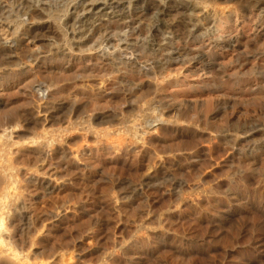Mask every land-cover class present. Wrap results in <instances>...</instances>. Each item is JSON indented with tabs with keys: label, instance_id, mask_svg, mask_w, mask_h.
I'll return each mask as SVG.
<instances>
[{
	"label": "bare ground",
	"instance_id": "bare-ground-1",
	"mask_svg": "<svg viewBox=\"0 0 264 264\" xmlns=\"http://www.w3.org/2000/svg\"><path fill=\"white\" fill-rule=\"evenodd\" d=\"M138 6L141 10L136 13L134 10ZM171 13L176 21L165 24L163 34L158 30L162 35L148 28L146 21L151 25L165 23ZM242 18L245 34L247 29L254 31L243 39L230 33ZM153 19L154 22H150ZM223 31L225 33L220 36ZM50 35L54 42L43 49L45 44L39 43ZM165 35L172 36L171 41L179 39L181 48L159 46V41L170 40ZM206 35L207 39L201 41L199 49L192 47ZM23 36L27 37L25 43L21 41ZM169 44L173 46V42ZM14 52L17 54L12 58ZM234 52L237 53L235 57L232 56ZM263 59L264 0H0V90L8 84L20 86L24 90L21 97L25 98L21 106L19 103V106L16 104L18 107L14 105L17 108H10V101L0 100V264H66L68 260H74L70 246L52 247L42 254L37 250L46 223L61 218L66 210L63 208L72 200L56 208V215L39 217L31 216V212L39 193L46 197L56 189L54 183L59 186L65 182L61 174H50L49 170L55 167L59 171L68 162L83 161L87 152L92 151V145L101 150L106 144L116 152L124 147L141 146V150L152 155L153 144L149 145L148 136L163 130L156 124L164 123L169 127L182 126L191 135V141L194 138L204 141L203 133L210 137L209 144L219 140L226 150L235 151L234 160L239 169H243L244 160L251 156L258 164L255 154L264 152ZM251 61L258 63L248 67ZM194 65L201 66L204 75H210L209 81H203L201 89L222 97L248 96L243 103L245 112L242 117L252 108L255 119L244 122L224 118L222 114L228 107L216 106L206 99L195 107L189 103L178 106L158 101V106L151 105L145 110L153 113L150 118L141 121L143 108L135 101L137 93L142 91L147 97L157 96L161 87L170 84L180 74L177 70L181 69L168 70L170 67L184 69ZM209 65L218 68L208 69ZM96 72L102 74L98 76L101 79L115 73L147 78L148 85L141 88L121 83L113 88L116 95L126 97L131 112L140 111L124 118L122 105L120 109L117 107L121 113L115 107L102 112L106 105L103 106L100 99L104 98L102 94L105 92L100 90L94 95L95 91H86L84 86L76 90L70 101H65L67 89L61 87L62 81L92 79L91 75ZM43 73H48L46 79L50 77L47 81H51L47 85L44 82L47 86L44 89L49 92L53 88V92L46 98L40 92L42 96L35 107L27 91L36 85L34 80L36 83L37 78L45 77ZM40 80L45 81L44 78ZM70 93L67 95L71 98ZM233 109L235 112L236 106ZM167 113L176 116L180 113V117L167 118ZM192 128L198 133L195 137L190 134ZM75 135L81 140L74 142ZM244 136L248 140L243 146L240 139ZM103 138L108 141L104 142ZM209 149L210 159L215 158L212 154L214 148ZM155 162L149 167L154 172L158 166ZM206 165L203 164L202 168ZM194 171L192 176L199 177ZM236 172L231 175H237ZM159 177L157 174L146 175L141 186L155 188L168 183L175 191L182 186L180 180L170 175ZM125 189V198L131 200L138 193L130 186ZM210 189L195 194H217Z\"/></svg>",
	"mask_w": 264,
	"mask_h": 264
},
{
	"label": "rangeland",
	"instance_id": "rangeland-1",
	"mask_svg": "<svg viewBox=\"0 0 264 264\" xmlns=\"http://www.w3.org/2000/svg\"><path fill=\"white\" fill-rule=\"evenodd\" d=\"M140 10V6H138L134 12L139 13ZM165 20V23L151 25L149 21H146V24L153 32L160 30L163 34L164 25L174 24L176 21L172 17V13ZM150 22H154V19ZM236 25L237 28L235 26L230 30V33L235 37L243 39L246 36H251L254 32L247 29V34H245L243 18ZM30 27L33 28V25ZM160 32L158 31V34H161ZM224 33L225 31L220 36ZM212 34L211 30L210 35ZM216 34L217 32H215ZM49 37H45L43 42L39 43L42 46L46 45L43 46V49L47 47V44L50 46L54 42L53 36ZM165 37L170 40L159 41V46L181 48L182 44L179 39L171 41L172 36L165 35ZM21 38V41L25 43L27 37ZM206 39L207 35L194 42L192 47L199 49L201 41H206ZM170 42H173V46L169 44ZM208 44L207 42L206 45ZM14 49L15 46H13ZM14 53L15 55H13ZM14 53L12 58L16 57L17 53ZM236 54L234 52L232 56L235 57ZM219 63H222V60ZM257 63V61H251L248 63V67ZM210 68L216 69L218 66L209 65L208 69ZM171 69H181L177 70L180 74L170 84L161 87L160 94L147 97L142 94V91H139L138 97L133 98L143 108V112L140 113L141 121L153 114L145 110H148L151 105L156 107L158 101L178 106L189 103L195 107L206 99L213 101L216 106L228 107L222 114L224 118L228 117L229 119L230 117L235 121L244 122L255 119L252 108L249 109L247 115L242 117L245 112L243 103L249 98L248 96L222 97L217 93L209 92L210 90L201 89L203 81H209L210 78L209 74L204 75L205 71L201 66L194 65L184 68L185 70L183 67L172 66L168 70ZM99 71L97 72L99 73ZM97 72L95 75H91L92 79L62 81L61 87L67 89L66 96L64 95L66 100L63 97L64 100L70 101L76 90L83 89L84 86L86 91H95L91 92L94 95L100 90L105 92L102 97L104 96L106 100L100 99L102 105H106L103 107L105 111L102 110V112L106 113L114 107L120 109L122 105L121 111L123 110L124 118L140 111L131 112L126 103V97L116 95L113 88L120 83L132 84L136 88H141V86L148 85L147 78L143 75L115 73L112 76H107L108 78H104V80L98 77L102 74L99 75ZM43 74L45 81L40 82V78L42 80L43 78H37L36 81L40 83L37 84L34 80L36 85L33 84L34 86H31L27 91L35 107L42 96L41 93L46 98L53 92V88L48 90L49 92L45 90L46 85L51 81H47L50 77L46 79L49 76L48 73ZM101 82L103 84H100ZM86 83L88 84L85 85ZM6 86L0 90V95L3 93L4 97L0 96L3 98L0 100L7 103L10 101L12 106H9L10 108H17L20 103L23 104L25 101V98L21 97L23 88L20 89V86L18 88L10 84ZM71 91L72 93H70ZM225 91V93H229L227 90ZM67 92L70 93L71 98ZM15 93L19 96L14 97ZM4 94L11 95L7 97L8 95L4 96ZM151 101H153L152 104H150ZM235 106L237 110L234 112ZM118 112L121 113L120 110ZM166 116L167 118H176L180 117V113L177 116L175 113H167ZM156 126L163 130L148 136L149 145L151 142L153 144H151L152 155L146 150H141V146H132L130 149L124 147L122 151L116 152L107 148L106 144L101 150L97 145H92V151L87 152L83 161L68 162L59 171L54 169L55 167L49 170L50 174L56 172L61 174L65 182L60 183L59 186L54 183L56 189L46 197L39 193L31 216L34 214L39 217L56 215V208L63 206L70 199L72 203L63 208L66 210L61 218L46 223L41 243L37 246L38 252L42 254L46 249L52 247L70 246L74 253V260H68L66 264H264V152L255 154L258 164L254 163L251 156L244 160L243 169H239L234 160L235 151L226 150L227 147L221 145L219 140L211 141L209 144L210 137L206 133H203L204 141L199 138H194L191 141V135L189 136V133L180 125L169 127L167 124L159 123ZM190 134L194 136L198 133L192 128ZM246 137L240 139V144L243 146L247 144L248 138ZM73 139H75L74 142L81 140L78 135H75ZM104 139L106 140V138H103L104 142L108 141ZM191 142L194 147L189 148ZM211 146L214 148L212 154L215 158L213 159H210L209 147ZM154 152L161 156H156ZM195 157L200 159L195 160ZM153 162L158 165L155 172L152 169L149 170ZM203 164H207L206 167L202 168ZM193 170L199 177L192 176ZM233 171H237V175H231ZM149 173L157 174V177L161 174L162 177L159 178L170 175L180 180L182 186L177 191L173 190L168 183L155 188L142 187L145 180L143 178L150 175ZM229 176L233 178H229ZM129 186L138 192L133 198L134 200L125 198V188H129ZM208 188L217 194L207 196L195 194L200 190H209ZM67 197L68 199H66Z\"/></svg>",
	"mask_w": 264,
	"mask_h": 264
}]
</instances>
